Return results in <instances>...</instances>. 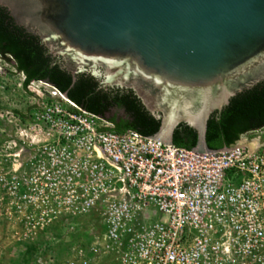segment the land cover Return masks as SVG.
I'll return each mask as SVG.
<instances>
[{
  "label": "built area",
  "instance_id": "1",
  "mask_svg": "<svg viewBox=\"0 0 264 264\" xmlns=\"http://www.w3.org/2000/svg\"><path fill=\"white\" fill-rule=\"evenodd\" d=\"M45 85L1 131L0 215L18 239L88 219L61 264H264V126L191 151Z\"/></svg>",
  "mask_w": 264,
  "mask_h": 264
},
{
  "label": "water",
  "instance_id": "2",
  "mask_svg": "<svg viewBox=\"0 0 264 264\" xmlns=\"http://www.w3.org/2000/svg\"><path fill=\"white\" fill-rule=\"evenodd\" d=\"M72 75L131 89L172 144L181 122L205 141L211 113L264 80V0H0ZM1 70V68H0ZM44 82V81H43ZM46 83V82H45Z\"/></svg>",
  "mask_w": 264,
  "mask_h": 264
},
{
  "label": "trees",
  "instance_id": "3",
  "mask_svg": "<svg viewBox=\"0 0 264 264\" xmlns=\"http://www.w3.org/2000/svg\"><path fill=\"white\" fill-rule=\"evenodd\" d=\"M0 58L11 62L24 75L26 89L32 81L55 86L81 107L105 117L112 129L136 130L153 136L160 126L131 89L104 87L99 78L87 72L72 75L60 56L49 53L39 36L15 22L8 9L0 5ZM264 126V80L230 98L222 110L210 114L206 123L208 149L234 144L241 134ZM198 140L195 128L179 123L173 130L172 144L193 148Z\"/></svg>",
  "mask_w": 264,
  "mask_h": 264
},
{
  "label": "rangeland",
  "instance_id": "4",
  "mask_svg": "<svg viewBox=\"0 0 264 264\" xmlns=\"http://www.w3.org/2000/svg\"><path fill=\"white\" fill-rule=\"evenodd\" d=\"M0 142L6 111L25 116L32 111L30 88L46 87L43 81H32L25 89L24 75L11 62L0 58ZM6 116V117H5ZM91 221L82 219L75 231H67L66 224L57 223L35 238L18 239L8 221L0 215V264H61L75 245L81 243L90 230Z\"/></svg>",
  "mask_w": 264,
  "mask_h": 264
}]
</instances>
